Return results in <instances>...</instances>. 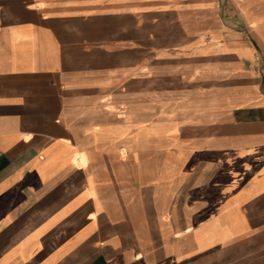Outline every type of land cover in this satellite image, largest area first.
<instances>
[{
	"label": "crops",
	"instance_id": "crops-1",
	"mask_svg": "<svg viewBox=\"0 0 264 264\" xmlns=\"http://www.w3.org/2000/svg\"><path fill=\"white\" fill-rule=\"evenodd\" d=\"M0 264H264V0H0Z\"/></svg>",
	"mask_w": 264,
	"mask_h": 264
},
{
	"label": "rangeland",
	"instance_id": "rangeland-1",
	"mask_svg": "<svg viewBox=\"0 0 264 264\" xmlns=\"http://www.w3.org/2000/svg\"><path fill=\"white\" fill-rule=\"evenodd\" d=\"M247 32H248V31H247ZM247 32H246V33H247Z\"/></svg>",
	"mask_w": 264,
	"mask_h": 264
},
{
	"label": "bare ground",
	"instance_id": "bare-ground-1",
	"mask_svg": "<svg viewBox=\"0 0 264 264\" xmlns=\"http://www.w3.org/2000/svg\"><path fill=\"white\" fill-rule=\"evenodd\" d=\"M18 100V99H17Z\"/></svg>",
	"mask_w": 264,
	"mask_h": 264
}]
</instances>
